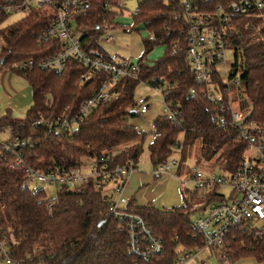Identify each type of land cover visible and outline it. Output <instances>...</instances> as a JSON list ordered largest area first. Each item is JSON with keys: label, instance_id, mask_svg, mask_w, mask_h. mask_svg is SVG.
Instances as JSON below:
<instances>
[{"label": "trees", "instance_id": "trees-1", "mask_svg": "<svg viewBox=\"0 0 264 264\" xmlns=\"http://www.w3.org/2000/svg\"><path fill=\"white\" fill-rule=\"evenodd\" d=\"M90 1L92 9L76 17L85 49L97 48V26L102 20L116 19L113 7L118 0ZM104 2L109 3L111 10H103ZM226 3L227 0L193 1L206 13L215 12ZM49 14L44 7L33 8L0 30L4 42L0 72L12 71L25 78L32 89V105L23 120L14 119L8 113L0 117V135L8 132L12 137L31 138V144L22 150L23 167L11 166L13 157L3 153L4 142L0 138V236L5 234L11 240L16 264H171L180 249L192 251L200 246V238L190 228L191 210L187 203L172 209H157L127 202L123 210L140 217L164 247L160 256L145 263L129 252L127 232L120 228L125 222L109 212V204L103 200L101 191L91 184L74 190L56 188L48 195L46 189L34 192L22 188V180L27 166L42 172L55 168L68 170L77 167L83 157L103 154L111 155L112 166L131 163L136 168L144 135L128 126L126 117L139 114L134 92L139 83L145 82L153 88L162 86L169 100L179 104V128L165 115L153 123L148 151L154 167L165 163L177 149L180 154L177 176L190 175L194 169L187 166L186 160L197 144L196 165L204 161L210 162L206 168L211 171L214 167L227 172L237 169L246 145L236 141V132L231 126L222 129L215 125V119L222 114L220 106L203 98L195 85L186 60L193 38L191 27L183 17V8L179 0L139 2L131 15L132 29L144 31L148 37L143 40L138 59V80L121 81L116 86L117 101L97 107L71 136L67 131L54 132L36 122L40 118L60 116L66 108L75 112L97 89L100 75L94 73L89 81H82L88 69L73 60L66 63L60 75L42 71L37 65L25 74L11 68L14 61L33 59L38 63L58 50V40L41 45L36 42V35L49 26ZM6 18L0 13V24ZM151 36L154 41L150 40ZM158 45L165 47L162 58L153 65L145 64L146 56ZM225 45L238 53L234 66H239L244 74L241 83L251 106L249 120L264 128V7L245 16H231ZM215 77L221 81L219 76ZM192 89L194 95L190 94ZM211 201L212 197H207L206 204ZM240 240H231L229 262L254 256L262 263L264 248L247 238H243L246 246H239Z\"/></svg>", "mask_w": 264, "mask_h": 264}, {"label": "built area", "instance_id": "built-area-1", "mask_svg": "<svg viewBox=\"0 0 264 264\" xmlns=\"http://www.w3.org/2000/svg\"><path fill=\"white\" fill-rule=\"evenodd\" d=\"M193 1L179 0L183 8V17L191 27L193 38L186 51L187 64L193 72L194 82L199 87L201 96L210 103L220 106L222 114L215 119V125L222 129L231 126L236 132V141L244 143L246 150L239 166L233 172L218 168L215 173L194 168L188 175L186 182L193 185V192L198 198L204 199V203L197 208L199 211L197 217L190 223L192 232L201 241L200 246L197 245L192 251L180 249L171 264H187L203 248L217 250L221 261H229L232 254L229 248L231 240L239 238H242L239 246H246L243 238H247L264 248V128L249 120L250 114L242 117L240 114L242 110L234 112L232 108L234 104L241 106L250 103L241 83L240 67L234 66L235 61L233 65H228L225 60L227 51H231L234 58L239 59L238 53L225 45L227 24L231 16H245L254 10H260L264 7V0H227L226 5L218 6L212 13L200 11ZM40 7L50 12L49 26L36 35V42L41 45L58 40V50L53 56L38 63L33 59L14 61L11 68L25 74L37 65L42 71L60 75L66 63L73 60L88 69L81 77L82 81H89L94 73L100 75L97 89L75 112L66 108L60 116L40 118L36 122V125H44L54 132L67 131L71 136L79 124L97 107L117 101L119 95L116 86L123 80L137 81L140 68L138 62L104 58L101 43L110 40L111 36L103 35L102 32L108 33L110 29H116L115 19L102 20L97 26L99 29L97 48L83 47L76 17L92 9L90 0H1L0 13L6 17L14 14L22 18L33 8ZM103 10H111L108 2L103 3ZM113 10L116 12V18L122 15L124 0H118ZM123 31L131 33L128 27L123 28ZM150 40L154 41V38L151 36ZM3 46L4 42L0 36V52ZM177 51L179 49L173 53ZM221 71L224 74L223 78ZM216 75L221 81H217ZM155 89L162 97L164 115L170 118L173 126L179 128L177 112L179 104L169 100L168 93L162 86H156ZM190 94L194 95L195 90L192 89ZM136 108L142 115L148 111L149 104L146 99L140 98L136 102ZM2 141L3 153L13 157L11 166L23 167L22 150L31 144V138L20 139L9 135ZM178 161L179 159L169 158L154 168V174L177 178V170L176 173L172 170L178 166ZM135 169L131 163L112 166L109 154L93 158L83 157L77 167L68 170L55 168L42 172L27 166L24 168L22 188L34 192L43 189L44 186L74 190L91 184L95 190L101 191L103 200L109 204V212L125 222L120 228L127 232L129 252L148 263L152 258L160 256L164 247L161 240L140 217L123 210L127 205L124 196L126 180ZM222 187L231 189L229 197L219 193ZM207 197H212L213 201L206 204ZM12 256V242L2 234L0 261L5 264H16ZM260 260L264 264V253Z\"/></svg>", "mask_w": 264, "mask_h": 264}, {"label": "rangeland", "instance_id": "rangeland-1", "mask_svg": "<svg viewBox=\"0 0 264 264\" xmlns=\"http://www.w3.org/2000/svg\"><path fill=\"white\" fill-rule=\"evenodd\" d=\"M143 0H124V10L123 14L119 15L115 25L118 27L116 29H110L108 33L102 32L103 35L111 36L112 39L108 43H101V46L105 47L106 51L112 55L115 61L126 59L130 60L132 63L138 62L143 51V40L148 36L144 31L136 32L133 28V19L131 15L137 10L138 4ZM21 16L12 14L7 17L1 24L0 30L4 27L18 21ZM124 27L131 29V33L127 34L123 31ZM140 28L137 27V31ZM143 30V29H142ZM165 52V47L162 45L155 46L151 52L146 56L147 65H153L160 58H162ZM225 60L227 64H234L235 58L231 51H227L225 54ZM221 77H224L223 71ZM140 98L146 99L149 104V109L145 114H138L136 116H127L126 124L135 128L138 132L144 135L141 148L142 152L137 162V167L142 174H151L153 170V165L149 158L148 147L152 141L153 133V123L154 121L164 115L163 113V101L162 97L155 88L146 84L139 83L134 92V102H137ZM32 105V89L29 86L25 78L13 73L9 70H2L0 72V117L5 114H9L14 119L23 120L26 117L27 111ZM234 112H240L242 117H247L251 113L250 104H237L233 105ZM137 113L138 108H137ZM9 136V133L1 135V139L5 140ZM181 140V137H180ZM121 148L115 149V152L120 151ZM170 159H178L179 152L176 149ZM196 160H198V145L193 146L190 152V157L186 160V164L190 169H203L208 170L206 167L209 166L210 162H202L200 165H196ZM215 173L218 171L216 167L210 168ZM177 167H175L172 172L175 173ZM188 176H182L179 178L178 182L167 176H161L159 179L161 186L163 188L151 187L156 195H159L161 203H172L175 202V206H179L183 203L181 198L183 196L184 202L190 206V219L193 220L197 217L200 205L204 203V199L198 198L193 190L194 187L186 181ZM155 184V182L153 181ZM42 188V186H40ZM46 188L45 186L43 189ZM145 188H148L145 187ZM48 195H52L56 188L50 187L46 188ZM221 195L229 197L231 194V189L227 187H222L219 192ZM126 200L128 201V196L124 193ZM181 201V202H180ZM171 205V204H169ZM182 205V204H181ZM159 204L157 207H162ZM174 206V205H173ZM262 264L254 256L241 257L231 263L229 261H221L220 253L217 250H211L209 248H203L200 252H197L195 257L189 261L187 264ZM0 264H5L0 261Z\"/></svg>", "mask_w": 264, "mask_h": 264}, {"label": "crops", "instance_id": "crops-1", "mask_svg": "<svg viewBox=\"0 0 264 264\" xmlns=\"http://www.w3.org/2000/svg\"><path fill=\"white\" fill-rule=\"evenodd\" d=\"M118 18L121 17H117L115 19V21L118 20ZM118 28V27H117ZM112 39V37H111ZM111 40L105 41L104 43H108ZM101 49L103 51L104 57L109 59V60H115L112 55H110L105 47H103V45L101 46ZM5 134V133H3ZM1 134V135H3ZM0 135V138H1ZM154 166H153V170L152 173L149 174H142L139 172L138 167L136 166L135 171H133L127 178L126 180V185H125V193L128 196V201L127 202H132L134 204V206H146V205H150L153 206L157 209H172L175 207H181L183 206L186 202H184V198L182 196L181 201L183 200V203H181L179 206H175V202L172 203H161L160 202V198L159 195H156V192H153L151 187H157V188H163L161 185L163 183H160L159 179L161 176H167V175H156L154 174ZM176 173V172H175ZM171 179H173L174 181L179 180V176L176 177H172V176H167ZM153 181L155 182V184L153 183ZM192 185V184H191ZM148 188H145L147 187ZM151 186V187H150ZM180 201V202H181ZM159 204H162V207H157L159 206ZM171 204V205H169ZM174 205V206H173Z\"/></svg>", "mask_w": 264, "mask_h": 264}, {"label": "water", "instance_id": "water-1", "mask_svg": "<svg viewBox=\"0 0 264 264\" xmlns=\"http://www.w3.org/2000/svg\"><path fill=\"white\" fill-rule=\"evenodd\" d=\"M2 63V62H1ZM243 76H244V74L242 73V74H240V78H243Z\"/></svg>", "mask_w": 264, "mask_h": 264}]
</instances>
